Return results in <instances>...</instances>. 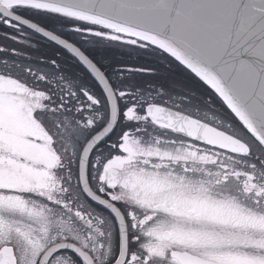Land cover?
Listing matches in <instances>:
<instances>
[{
    "label": "snow or ice",
    "instance_id": "obj_1",
    "mask_svg": "<svg viewBox=\"0 0 264 264\" xmlns=\"http://www.w3.org/2000/svg\"><path fill=\"white\" fill-rule=\"evenodd\" d=\"M0 264H264V0H0Z\"/></svg>",
    "mask_w": 264,
    "mask_h": 264
}]
</instances>
